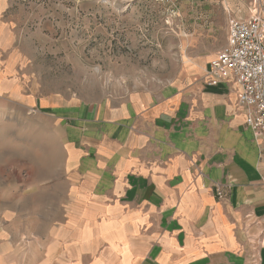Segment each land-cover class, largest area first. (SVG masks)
I'll list each match as a JSON object with an SVG mask.
<instances>
[{"label":"crops","instance_id":"1","mask_svg":"<svg viewBox=\"0 0 264 264\" xmlns=\"http://www.w3.org/2000/svg\"><path fill=\"white\" fill-rule=\"evenodd\" d=\"M219 2L247 16L245 1ZM8 9L0 0V99L47 114L63 161L24 192L0 264H264V147L235 80L204 82L218 43L178 83L59 105L12 76Z\"/></svg>","mask_w":264,"mask_h":264},{"label":"rangeland","instance_id":"2","mask_svg":"<svg viewBox=\"0 0 264 264\" xmlns=\"http://www.w3.org/2000/svg\"><path fill=\"white\" fill-rule=\"evenodd\" d=\"M219 1L9 0L8 49L19 54L12 76L24 93L59 105L167 87L225 44L228 20L237 16ZM229 1L240 10L241 0ZM242 1L248 14L251 0ZM54 127L47 114L0 99V233L16 226L24 192L48 186L33 180L60 172Z\"/></svg>","mask_w":264,"mask_h":264},{"label":"built area","instance_id":"3","mask_svg":"<svg viewBox=\"0 0 264 264\" xmlns=\"http://www.w3.org/2000/svg\"><path fill=\"white\" fill-rule=\"evenodd\" d=\"M232 77L246 124L264 147V2L251 0L244 18H230L225 44L208 61L204 82L215 86ZM224 198V189L216 187Z\"/></svg>","mask_w":264,"mask_h":264}]
</instances>
